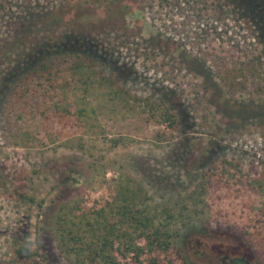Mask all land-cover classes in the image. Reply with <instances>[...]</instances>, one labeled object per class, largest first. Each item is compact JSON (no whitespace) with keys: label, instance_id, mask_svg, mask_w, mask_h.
Listing matches in <instances>:
<instances>
[{"label":"rangeland","instance_id":"1","mask_svg":"<svg viewBox=\"0 0 264 264\" xmlns=\"http://www.w3.org/2000/svg\"><path fill=\"white\" fill-rule=\"evenodd\" d=\"M75 52L122 98L90 79L49 89L47 102L72 105L67 119L33 107L14 117L6 79ZM147 102L168 105L175 127ZM120 174L186 263L264 264V0H0V264H12L15 237L29 264H72L56 214ZM16 182L30 199L11 197Z\"/></svg>","mask_w":264,"mask_h":264},{"label":"trees","instance_id":"2","mask_svg":"<svg viewBox=\"0 0 264 264\" xmlns=\"http://www.w3.org/2000/svg\"><path fill=\"white\" fill-rule=\"evenodd\" d=\"M251 4L243 1L239 8L249 13ZM56 58L43 56L24 73L6 79L8 91L4 95V105L14 117L20 118L26 107H33L44 120L50 116L67 119L65 115L72 105L62 100L47 102V98L49 89L74 85V82L85 84L90 79L95 80L106 88L111 99H121L125 94L116 85L115 78L94 68L91 58L84 59L78 52ZM38 92L41 99H36ZM147 103L155 111L159 110L158 115L166 122V127L170 130L175 127V114L168 105ZM165 131L160 129V140L169 137L170 132ZM118 140L109 139L111 145ZM224 163L230 164L226 160ZM210 170L203 175L206 184L212 179ZM24 186L22 182L13 184L10 195L15 201L30 199ZM55 231L60 255L72 264H188L174 245L166 220H161L157 210L147 204L143 188L125 174L116 176L105 192L88 206L74 203L57 213ZM17 242V238H13L15 257L12 264H29L30 252Z\"/></svg>","mask_w":264,"mask_h":264}]
</instances>
